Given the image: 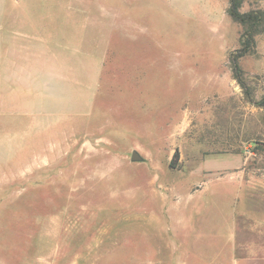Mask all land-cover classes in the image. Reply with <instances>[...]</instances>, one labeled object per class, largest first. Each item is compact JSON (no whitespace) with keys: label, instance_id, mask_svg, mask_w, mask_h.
Returning <instances> with one entry per match:
<instances>
[{"label":"rangeland","instance_id":"obj_1","mask_svg":"<svg viewBox=\"0 0 264 264\" xmlns=\"http://www.w3.org/2000/svg\"><path fill=\"white\" fill-rule=\"evenodd\" d=\"M229 6L0 0V264H219L226 181L264 239V29L242 87Z\"/></svg>","mask_w":264,"mask_h":264},{"label":"crops","instance_id":"obj_2","mask_svg":"<svg viewBox=\"0 0 264 264\" xmlns=\"http://www.w3.org/2000/svg\"><path fill=\"white\" fill-rule=\"evenodd\" d=\"M12 30V29H11ZM9 28L7 29H1L0 28V34L5 33V37L0 39V51L2 52L3 48H1L2 45H7L11 41L9 40L10 35L13 37L15 34L16 36L21 35V32L16 31V33L12 32ZM12 32V33H11ZM2 75V73H0ZM239 184L237 185L236 181H226L224 182V185L229 187L232 191V209L230 211V215L227 216V218L230 220V232L222 233L220 230L219 233V242L222 245V251L227 253L225 257H223L222 261L219 264H264V239H258V240H249V241H242L241 243L238 241V235L236 233V216L234 214L235 211L238 210L239 202L237 203V200L240 199L238 195H235L236 192H234L233 188L239 187ZM233 189V190H232ZM248 199V197H247ZM247 210H251L253 212V209L251 206H246ZM264 212V211H263ZM262 215L264 213H261ZM264 217V216H263ZM263 234V233H262ZM263 237V236H262ZM238 251H242V254H237ZM218 264V263H217Z\"/></svg>","mask_w":264,"mask_h":264},{"label":"trees","instance_id":"obj_3","mask_svg":"<svg viewBox=\"0 0 264 264\" xmlns=\"http://www.w3.org/2000/svg\"><path fill=\"white\" fill-rule=\"evenodd\" d=\"M244 0H230L228 12L230 16L242 26L241 47L233 52L230 57V67L234 77L242 87H246L243 79V69L240 65V58L250 53L255 48V35L264 29V10L252 9L241 11ZM178 150L174 153V159L178 158Z\"/></svg>","mask_w":264,"mask_h":264},{"label":"water","instance_id":"obj_4","mask_svg":"<svg viewBox=\"0 0 264 264\" xmlns=\"http://www.w3.org/2000/svg\"><path fill=\"white\" fill-rule=\"evenodd\" d=\"M131 159L132 160H141L142 156L136 150H134V151H132Z\"/></svg>","mask_w":264,"mask_h":264}]
</instances>
